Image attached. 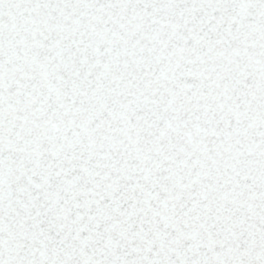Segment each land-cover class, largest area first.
I'll return each instance as SVG.
<instances>
[{"label": "snow or ice", "instance_id": "obj_1", "mask_svg": "<svg viewBox=\"0 0 264 264\" xmlns=\"http://www.w3.org/2000/svg\"><path fill=\"white\" fill-rule=\"evenodd\" d=\"M0 264H264V0H0Z\"/></svg>", "mask_w": 264, "mask_h": 264}]
</instances>
